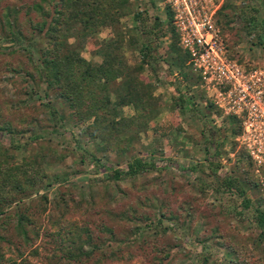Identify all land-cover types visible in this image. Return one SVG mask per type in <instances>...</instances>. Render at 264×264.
Here are the masks:
<instances>
[{"label": "rangeland", "instance_id": "rangeland-1", "mask_svg": "<svg viewBox=\"0 0 264 264\" xmlns=\"http://www.w3.org/2000/svg\"><path fill=\"white\" fill-rule=\"evenodd\" d=\"M122 1L120 18L105 16L106 23L82 41L77 38L81 27H74L58 46L59 54L75 51L98 64L95 47L113 39L128 68L140 62V50L147 54V65L133 75L147 85L152 100L157 98L155 105L148 107L139 128L105 132L107 144L86 132L92 118L79 122L63 98L32 94L37 90V82L29 79L33 64L41 48L51 49L50 42L42 45L43 32L30 26L39 18L26 13L39 0H0V125L14 130L15 145L10 148L1 132L0 147L10 155L9 167L23 170L28 164L42 175L23 195H9L6 187L8 200L0 202V264H215L220 256L221 264H264V244L257 242L258 231L250 222L252 209L243 208L233 193L215 192L220 180L236 177L251 208L258 203L264 208V108L249 117L246 111L226 115L214 104V92L201 87L190 71L178 40V52L170 47L173 28L163 1ZM217 3L226 5L215 14L225 57L245 73L264 72V33L252 35L247 26L250 17L257 25L264 20V0ZM137 12L149 34L135 31ZM118 82L109 88L111 102L121 91ZM181 100H189L191 109ZM51 109L62 121H53ZM116 112L107 119L133 114L131 106ZM204 122L218 130L207 131ZM33 135L37 139L28 142ZM133 158H152L167 168H149L119 181L106 177ZM246 179L255 187L249 188ZM161 218L165 232L145 229L146 222ZM136 230L141 232L134 239Z\"/></svg>", "mask_w": 264, "mask_h": 264}, {"label": "trees", "instance_id": "trees-1", "mask_svg": "<svg viewBox=\"0 0 264 264\" xmlns=\"http://www.w3.org/2000/svg\"><path fill=\"white\" fill-rule=\"evenodd\" d=\"M119 1V3H117ZM40 4H32L27 6L26 13H34L38 18L39 22L30 23L32 28H35L38 32H43V42L42 45L50 42L51 49L41 48V57L37 58V63L34 62L35 74L30 76V81L33 80L37 83L35 88L37 90H32L33 95L43 94V98L46 99L47 96L51 95L54 98H63L67 103L71 105L73 111V116L77 117L79 122H85L90 117L92 118V123L87 127L86 132L90 133L92 137L100 138L101 140H107L109 144V139H104L109 137L104 134L105 132H122L126 129H137L143 124L142 118L145 116V112L150 105H155L154 97L152 100L151 94L148 91V87L145 84L139 82L135 75L143 68V65H147L146 59L147 54L140 50V62L133 68H128L125 65L123 57L119 53V49L115 46V41L113 39L102 41L97 47H95V54L99 55L100 62L94 64L91 61L85 60L75 51H69L64 54H59L58 46L61 44V39L64 37L65 33H73L74 27H81L79 36L77 38L82 41L84 37L91 36L94 34L98 25L103 26L106 22L102 21L105 16L116 15L120 18L121 14L118 13L119 9L124 6L122 0H39ZM116 4H118L116 6ZM115 11H113L114 7ZM226 7L225 4H221L217 10V15L222 12ZM164 13L167 14L169 19H171V14L167 8H165ZM50 17V19H46ZM4 24L8 31L11 33V23H8L6 14L3 15ZM133 20L137 23L135 31L137 34H149V30L143 20L140 13H135L133 15ZM256 19L254 17L248 18L247 26L253 29L250 34L258 33L260 30L264 33V20L257 24H254ZM261 26V27H259ZM258 29L256 30V28ZM173 36L172 45L170 46L174 51H179L177 48V37L173 31H171ZM51 37H55L52 39ZM133 39L130 38V40ZM116 40V39H115ZM144 51L148 48L144 47ZM183 53V52H182ZM185 55V53H183ZM186 57V56H185ZM36 78V79H34ZM119 78L117 83L118 90L115 92L114 101L110 100L109 88L113 84V81ZM136 79V80H135ZM42 88V89H40ZM40 89V90H39ZM39 90V91H38ZM180 98V96H179ZM149 101L148 106L145 107L146 102ZM183 107H187L189 110L192 107V103L189 100H181ZM48 103H45L47 105ZM126 106H131L133 114L128 118H119L115 120L107 119L109 114H117V108H122ZM14 107V105H13ZM109 108V109H108ZM55 110L51 109V116L53 121H62V116L56 118ZM227 120H234L232 117H225ZM205 123V122H204ZM204 129L209 132H216L218 129L216 127H208L204 124ZM238 128L233 129L232 134L236 133ZM5 132L8 136V146L13 148L15 145L13 143L14 130L10 128L8 123H3L0 125V133ZM204 134V133H203ZM111 136V135H110ZM37 135H33L27 139L28 142L37 139ZM210 137V136H209ZM209 139V138H207ZM210 140H214V136ZM216 141V140H215ZM0 202L3 200H8L6 196V187L9 190V195L21 194L23 195L26 191H29L36 183L40 180L39 171L34 170L33 166L25 164L23 170H17L18 168H13L8 166V161L10 155L4 153L2 147H0ZM156 162V161H155ZM161 163V162H160ZM167 164L156 165L152 158L145 160V158H133L131 161L127 162L124 169H113L108 172L106 177L108 179L119 181L123 180L125 177H133L140 172L146 171L149 168L165 170ZM100 165L95 162L96 169ZM102 166V165H101ZM20 171V172H17ZM249 188L255 187V182H249ZM219 190L224 192L233 193L242 203L243 208L252 209V214L250 216V222L257 229V242L264 244V208L263 205L258 203L255 207L251 208L250 200L244 196V187H242L241 182L238 181L236 177H229L220 180L218 186L215 188V192L219 193ZM3 213L0 203V214ZM21 218L17 225H19ZM163 219H157L153 223H147L144 225L145 229H153L155 231L165 232L167 228L163 226ZM167 221V219H164ZM140 230H136L134 234V239L140 235ZM69 244L71 243L70 238H64ZM184 245L188 243L185 238L183 239ZM79 248V247H77ZM75 248V250L77 249ZM91 250L86 254L89 256ZM72 255L76 256L71 253ZM72 255H68L72 258ZM77 255H83L79 252ZM224 256H220L214 260L215 264H221L224 260ZM209 259H211L209 257ZM226 259V258H225Z\"/></svg>", "mask_w": 264, "mask_h": 264}, {"label": "built area", "instance_id": "built-area-1", "mask_svg": "<svg viewBox=\"0 0 264 264\" xmlns=\"http://www.w3.org/2000/svg\"><path fill=\"white\" fill-rule=\"evenodd\" d=\"M162 1L171 14V25L190 71L199 78L201 87L214 92V104L226 115L239 116L246 111L249 117L253 110L262 112L264 72L245 73L225 57L215 26L217 0Z\"/></svg>", "mask_w": 264, "mask_h": 264}]
</instances>
